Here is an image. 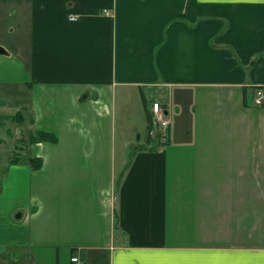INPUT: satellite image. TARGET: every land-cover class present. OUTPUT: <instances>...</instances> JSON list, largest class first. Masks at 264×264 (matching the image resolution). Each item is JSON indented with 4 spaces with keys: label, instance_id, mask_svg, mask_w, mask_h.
I'll return each mask as SVG.
<instances>
[{
    "label": "crops",
    "instance_id": "0c3cea01",
    "mask_svg": "<svg viewBox=\"0 0 264 264\" xmlns=\"http://www.w3.org/2000/svg\"><path fill=\"white\" fill-rule=\"evenodd\" d=\"M14 3L0 264H264V0Z\"/></svg>",
    "mask_w": 264,
    "mask_h": 264
},
{
    "label": "rangeland",
    "instance_id": "374dc122",
    "mask_svg": "<svg viewBox=\"0 0 264 264\" xmlns=\"http://www.w3.org/2000/svg\"><path fill=\"white\" fill-rule=\"evenodd\" d=\"M22 1L26 2V0H22ZM14 2H15V0H0V42L2 43V46L4 48H6V47L9 48L12 46V42H13L14 37H15V32L18 31V27L20 26V22H21V20H17L19 13H20V9L17 6V4H15ZM15 7H17L16 9L18 10V14H16L17 10L15 9ZM21 27L23 28V26H21ZM257 88H259V87H257ZM262 88H264V87H262ZM0 92H2V93H0V127H1L0 128V138L6 140L8 143H11V144L15 143L16 144L17 139L19 137H23V135L17 136L16 132L14 131V128L15 127L17 128V126L19 125L18 122L15 121V119L13 117L19 113V109L17 108V104H15L17 91L14 89L6 91L4 88H2V89H0ZM254 97H255V91H254ZM152 98H154V97L152 96ZM254 106L256 108H259V109L264 107V106H257L255 103H254ZM139 124L140 123H138L137 125H139ZM141 134L143 137L142 141H144L146 134H147V123H146V126L144 127V130H143V126H142ZM24 136L27 138L26 133L24 134ZM118 139L119 140H125V137H124V135L121 134L120 129H119ZM127 139H129V138H127ZM151 140H152V143L154 142V144H157L156 140H154L153 138H151ZM167 143H168L167 140L161 141L160 146L163 144L165 145ZM120 148H121V146H119V149ZM12 152H13L12 148L11 149L7 148L6 151H3V154L0 155V162L2 163V162L10 160L9 158L12 157ZM129 154H130V152H129ZM121 157H122V154L119 156V159ZM8 165L9 164L1 165V167H5ZM13 183H14L13 179H8L6 181H3L2 177H1V179H0V192L5 193V192L13 191Z\"/></svg>",
    "mask_w": 264,
    "mask_h": 264
},
{
    "label": "built area",
    "instance_id": "2783aa9c",
    "mask_svg": "<svg viewBox=\"0 0 264 264\" xmlns=\"http://www.w3.org/2000/svg\"><path fill=\"white\" fill-rule=\"evenodd\" d=\"M107 14H109V12H107ZM71 20H76V17H71ZM254 103L257 106H264V88L259 87L255 89ZM151 111V122L154 125V129H151L149 135L160 144L161 141L168 140L172 133L173 125L166 114V108H164L160 102H154L151 106ZM72 263L83 264L79 257H73Z\"/></svg>",
    "mask_w": 264,
    "mask_h": 264
},
{
    "label": "trees",
    "instance_id": "16d2710c",
    "mask_svg": "<svg viewBox=\"0 0 264 264\" xmlns=\"http://www.w3.org/2000/svg\"><path fill=\"white\" fill-rule=\"evenodd\" d=\"M52 136L43 135L39 137V140H53ZM38 166V165H37ZM39 167V166H38Z\"/></svg>",
    "mask_w": 264,
    "mask_h": 264
},
{
    "label": "water",
    "instance_id": "95a60500",
    "mask_svg": "<svg viewBox=\"0 0 264 264\" xmlns=\"http://www.w3.org/2000/svg\"><path fill=\"white\" fill-rule=\"evenodd\" d=\"M4 52H5L4 50L0 49V53H4Z\"/></svg>",
    "mask_w": 264,
    "mask_h": 264
},
{
    "label": "bare ground",
    "instance_id": "6f19581e",
    "mask_svg": "<svg viewBox=\"0 0 264 264\" xmlns=\"http://www.w3.org/2000/svg\"><path fill=\"white\" fill-rule=\"evenodd\" d=\"M166 106V105H165ZM150 119V118H149Z\"/></svg>",
    "mask_w": 264,
    "mask_h": 264
}]
</instances>
